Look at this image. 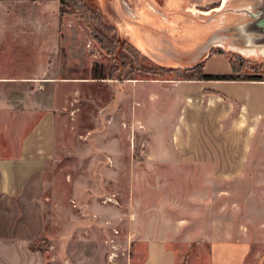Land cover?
<instances>
[{"label":"rangeland","instance_id":"obj_1","mask_svg":"<svg viewBox=\"0 0 264 264\" xmlns=\"http://www.w3.org/2000/svg\"><path fill=\"white\" fill-rule=\"evenodd\" d=\"M35 1L48 2L57 17L56 28L52 18L49 22V31L57 34L49 46L50 70L55 72L51 76L65 78L34 90L35 106L43 104L57 116V150L45 173V231L35 248L50 264H143L140 230L147 226L146 236L155 237L151 228L160 220L152 213H163L164 203L153 202L154 193L166 197L174 214L187 211L190 194L196 208L208 204L212 223L226 226L224 232L211 233L213 239L251 241L247 264H264V169H248L241 180L227 177L211 185L207 200L200 180L181 184L170 175L175 170L144 166L146 149L177 144L173 129L184 102H170L182 95L179 84L199 77L186 70L192 64L188 59L154 63L127 38L131 31L120 13L135 16L146 0ZM155 1L167 7L174 0ZM223 2L206 0L192 10L208 14ZM223 52L237 76H264V57ZM157 64L174 71L162 76ZM192 94L189 90L183 97ZM247 132L241 130L228 143L249 144ZM219 203L225 216L216 215ZM172 248L179 264H209L206 251L201 254L196 245Z\"/></svg>","mask_w":264,"mask_h":264},{"label":"crops","instance_id":"obj_2","mask_svg":"<svg viewBox=\"0 0 264 264\" xmlns=\"http://www.w3.org/2000/svg\"><path fill=\"white\" fill-rule=\"evenodd\" d=\"M49 8L44 1L0 0V264H50L35 246L45 231V173L57 150V116L43 104L35 106L34 90L65 78L51 76L49 46L57 34L49 31V22L52 18L56 28L57 17ZM203 74L238 75L227 56L216 51L204 63ZM184 83L176 87L182 95L170 102H184L173 129L177 144L146 149L143 163L145 168L175 170L170 175L181 184L200 180L201 195L209 200L211 185L219 186L227 177L241 180L248 169H264V78ZM189 90L195 94L183 97ZM241 130L248 131L243 135L250 143L229 144ZM154 194L153 202L164 203L163 213H152L161 222L151 228L155 237L146 236L147 226L140 230L139 242L146 247L143 264H179L175 245H196L201 254L206 251L209 264H247L252 242L213 239L211 233L224 232L226 226L212 223L208 204L196 208L189 194L187 211L174 214L166 197ZM222 206L218 217L225 216Z\"/></svg>","mask_w":264,"mask_h":264},{"label":"water","instance_id":"obj_3","mask_svg":"<svg viewBox=\"0 0 264 264\" xmlns=\"http://www.w3.org/2000/svg\"><path fill=\"white\" fill-rule=\"evenodd\" d=\"M205 1L174 0L163 7L146 0L135 16L121 11L131 31L126 36L154 63L188 59L186 70L204 63L214 48L264 57V0H225L219 10L193 12V5Z\"/></svg>","mask_w":264,"mask_h":264},{"label":"trees","instance_id":"obj_4","mask_svg":"<svg viewBox=\"0 0 264 264\" xmlns=\"http://www.w3.org/2000/svg\"><path fill=\"white\" fill-rule=\"evenodd\" d=\"M62 4L64 5L65 1L61 0ZM77 2H81L82 0H76ZM221 54H224V52L222 50H220ZM149 59V58H148ZM150 60V59H149ZM151 61V60H150ZM153 62V61H152ZM205 63V62H204ZM204 63H202L201 65H199L198 67L192 69L191 71L193 73H197V75L199 76L198 78H188L186 79L187 81H195V80H201V81H262L261 77H240V76H205L203 74V68H204ZM233 70L235 71V73L238 72V69L235 68L234 63H233ZM157 69H160L162 71V76L166 75V73H171L172 71H174V69H170V68H164L161 67L159 65L155 66ZM166 71V72H165Z\"/></svg>","mask_w":264,"mask_h":264},{"label":"bare ground","instance_id":"obj_5","mask_svg":"<svg viewBox=\"0 0 264 264\" xmlns=\"http://www.w3.org/2000/svg\"><path fill=\"white\" fill-rule=\"evenodd\" d=\"M225 1V0H224Z\"/></svg>","mask_w":264,"mask_h":264}]
</instances>
